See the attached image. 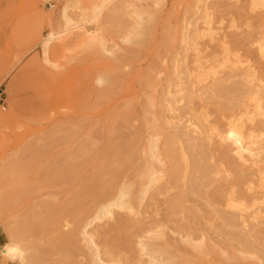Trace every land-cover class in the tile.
<instances>
[{"label":"rangeland","instance_id":"374dc122","mask_svg":"<svg viewBox=\"0 0 264 264\" xmlns=\"http://www.w3.org/2000/svg\"><path fill=\"white\" fill-rule=\"evenodd\" d=\"M106 1L102 2L107 5L104 6L105 8L102 3L95 7L99 8L101 5L103 7L99 8L97 13L92 11L94 8L92 5L85 6V3L81 4L83 2L71 0H0V90H4L3 97L6 101V106L0 107V264H30L28 261L22 263L18 257L11 259L4 256V250L14 245H20L28 256L34 255L36 248L45 250H41L44 252L41 255L44 259L43 264H98L93 259L96 250L100 258L109 261V264H264V241L262 242L261 235L253 231L241 233L229 227L223 228L222 232L214 233L216 235L214 239L221 243L211 242L214 245L210 250L203 248L205 245L189 246L181 243L180 224H183L184 214L179 213V210H182L179 208L176 210L180 214L178 216L174 205L170 204L177 191H172V195L168 197L162 195L154 201H151L150 197L155 191H162L159 189L165 190L170 186L167 184L171 177L169 167L163 166L166 168L163 171L162 164H155L159 167L156 170L162 169L164 172L155 173L156 176L158 175L157 181L161 178V182L154 181V185L151 183L152 188L149 186L151 193L148 190V193L143 194L149 183L145 175L149 157L145 137L146 111L151 110L150 104L153 101L156 104L162 101L154 94L167 90L170 83H173L175 70H185L184 60L188 63L189 70L194 73L199 66L196 64L197 67L193 62L198 57L206 56L204 58L206 62L202 60V63L199 62L200 65L204 64L207 67L209 61V64L211 60L212 63L217 62V69L220 70H216L220 75L229 74V71L230 74L240 73V67L246 65L252 67L255 63L257 65L258 59H264V5L258 4L259 0ZM85 10L89 11V16L85 15ZM66 17L69 20L66 21ZM47 40H49L48 46L45 49L44 42ZM244 40L247 41L245 48ZM239 56L243 57L242 61ZM244 56L255 57V60L246 59ZM230 59L233 62L232 60L229 62ZM250 60L253 62L251 63ZM226 61L229 63L227 64ZM234 61L237 62L236 65ZM243 61L245 62L242 66ZM231 63H234L233 66ZM193 66L194 72L191 70ZM211 66V64L207 68L202 66L206 70L199 68L198 71L201 74L206 71V75H211V72H214ZM253 68L248 69L253 72ZM207 69L210 73H207ZM194 74L193 78L198 80L200 74ZM182 76L186 78L183 73ZM208 77L210 78L207 75L206 78L209 79ZM148 78H152L154 93L152 89L148 91L145 87ZM159 78H162L161 82ZM196 79L195 82L193 79L194 83ZM241 79L237 77L230 79L232 80L230 82L227 80L225 85L221 84L219 90L223 99L217 100V104L211 103V106L204 100L209 98V92L200 91L198 94L200 86L197 83L194 85L196 87L184 83L189 88L191 86V90H195L197 95H194L191 103L187 100V103L185 101L181 103L182 107L184 106V109L181 107L182 113L186 116L183 120L192 119L193 123L201 126L196 121L193 111L201 114L210 112L214 115L217 107V112H222L211 117L214 119L211 125L216 128L217 125L215 126L214 123L218 125L221 123L222 127L219 126L223 130H230L229 127L232 126L228 131L230 133L225 130L220 132V128L215 131L216 133L212 132L216 139L214 136L213 139L210 132L204 145L200 143L207 146L203 148L207 152L213 147L214 152L212 150L210 152H216L215 155L219 153L217 156H220L226 147L230 156L235 155V158L232 156L233 159L238 158L235 161L231 157L230 159L235 163L238 161L241 165L239 169L236 168L237 165L232 167L230 159L224 156V153L221 158L215 159L220 169L226 168L223 166L225 164L230 168L226 175L224 172L221 173L222 169L218 175L216 168H213L215 174H212L211 179L213 182L215 180L216 184L217 181L220 183L222 179H227V175L232 174V171L230 173L232 168H234L233 173L237 169L236 172L239 174L235 173V177L232 174L228 183L232 184L236 181L239 186L242 185L240 180L244 176V171L247 170L245 175L250 179L257 174L261 176L254 170L263 168L251 157L253 147L255 146L256 149L259 145L253 139L244 140L247 143L251 141V144L240 143L243 142L242 135H239L240 130L244 129L247 122H251L255 116L264 112V104L260 102L257 107L263 105V110L261 108L259 111L252 110L257 112V115L254 113L252 117L250 113L249 115L243 113L244 110L237 99L242 95ZM230 86L232 88H228ZM222 88L225 90L223 91ZM207 101L211 102L210 99ZM169 102L172 101L168 100L165 104ZM192 103L199 105L193 106ZM202 103L206 105L203 108ZM231 105L238 106L239 109L235 108V110L241 109L242 112L239 111V114L237 111V116ZM228 109L230 112H227ZM187 111L190 116H187ZM224 113L227 117L232 114L234 121L231 117H224ZM261 114L258 117H261ZM121 116L124 117L123 119L129 117L128 123H125ZM245 119L248 120L242 122ZM237 120H241V123L246 122L244 127H241L242 124ZM235 122H239L240 126L238 123L235 127ZM217 131L219 134L222 133L220 137L217 136ZM225 133L228 135L222 136ZM117 134L119 135L116 136ZM205 134L204 132L203 135ZM222 137L226 140L223 141ZM234 137H238L236 138L238 141ZM233 139L237 141L238 146ZM226 141L227 144L224 143ZM213 143L221 144H218L221 146L219 150H217L218 146H212ZM262 144L264 145V141L260 146ZM243 146L245 149L241 148ZM246 146L249 148L248 152ZM261 147V151L264 150V146ZM112 152L116 154L112 156ZM239 153L243 155V160L239 159L241 156ZM263 154L264 151L260 152V156L263 157L261 165H264ZM102 155L107 157V160H102ZM218 160H226L228 163H219ZM203 162L206 160L202 159L200 165ZM243 162L249 164L244 166ZM208 164L209 161L201 168L204 169ZM254 166L257 168L255 169ZM198 167L199 164L197 167L191 166V179L188 182H195L192 180ZM180 170L179 175L183 178L185 166L181 165ZM162 176L166 178L163 177L162 180ZM257 176L255 191L260 189ZM144 178L147 179L146 186ZM164 180L167 182L165 183ZM111 185L115 189L114 192L110 191L112 198L108 201L101 194L109 191ZM245 188L249 192L247 186L241 188L242 192L246 191ZM131 190L135 196L130 195ZM122 192L126 194L125 197L122 196L123 199ZM252 193L253 191L250 194ZM93 194L98 196H95L97 199ZM258 195V203L264 205L262 201L264 196ZM119 197L121 200H132L129 198L133 197L134 203H131L130 207L134 205L135 209L132 210L129 206L109 207V204L118 201ZM158 202L161 204L158 205ZM192 203H186L184 207L191 210L194 207ZM263 205L258 206L264 208ZM103 207L108 211L102 213ZM167 207H172L173 210ZM165 208L168 209V214L173 211L177 215L170 214L171 217L174 215V218L172 217L174 224L170 222L171 217H167V212L163 211L166 210ZM50 209L52 212L49 211ZM164 215L166 218L163 217ZM52 217L53 220H59L57 225L51 220L48 223V219ZM27 218L32 220L35 230L30 237L22 241ZM177 220L179 221L174 222ZM148 221L152 222L143 227L142 223ZM161 221L168 231L163 228ZM156 226L159 227L156 231L163 228V232H155ZM84 227H87L86 234L83 233ZM151 228L153 231H149ZM175 228L177 230H174ZM57 234L66 237L64 244H54V237ZM168 239L174 242H169ZM106 249L112 250L114 255L107 257Z\"/></svg>","mask_w":264,"mask_h":264},{"label":"bare ground","instance_id":"6f19581e","mask_svg":"<svg viewBox=\"0 0 264 264\" xmlns=\"http://www.w3.org/2000/svg\"><path fill=\"white\" fill-rule=\"evenodd\" d=\"M71 1H73V2H83V3H81V4H84L85 3V6H86V4H89V5H92L94 8H93V10L92 11H98L99 10V8H101L102 7V5H103V7L104 6H107L106 4H105V2L104 3H102L104 0H71ZM107 1H109V0H107ZM106 1V2H107ZM257 1V0H256ZM100 3H102V5L99 7V8H95L96 6H98ZM81 4H79V5H81ZM258 4H261V5H264V0H259L258 1ZM76 5H78L77 3H76ZM88 6V5H87ZM251 6V5H250ZM102 7V8H103ZM81 8V11L83 10V8H82V6L80 7ZM79 8V9H80ZM88 8V7H87ZM101 8V9H102ZM105 8V7H104ZM89 9V8H88ZM87 9V10H88ZM95 9V10H94ZM243 9V8H242ZM87 10H85V15L86 16H89V11H87ZM65 11H67V10H65ZM86 11H87V13H86ZM95 12V13H96ZM230 12H232V11H230ZM236 12V11H235ZM84 13H81V15H84ZM94 13V14H95ZM98 13V12H97ZM227 13V12H226ZM214 15V14H213ZM255 15V14H254ZM66 16V15H65ZM251 16V15H250ZM84 17V16H83ZM224 17V16H223ZM85 18V17H84ZM87 18V17H86ZM85 18V19H86ZM67 17H66V21H67ZM213 19V18H212ZM69 20V19H68ZM68 22H70V21H68ZM223 25V24H222ZM206 27V26H205ZM253 28V27H252ZM200 30H201V28H200ZM207 30V29H206ZM224 30V29H223ZM220 31V30H219ZM228 31V30H227ZM234 31V30H233ZM208 32V31H207ZM216 32V31H215ZM208 36V35H207ZM224 36V35H223ZM197 37V36H196ZM210 37V36H209ZM232 38V37H231ZM203 39V38H202ZM209 40V39H208ZM48 41L49 40H47L46 42H44V48L46 49L47 48V46H48ZM239 41V40H238ZM242 41V40H241ZM244 43H243V45H244V48H245V45L247 44L246 42V40H244L243 41ZM210 43V42H209ZM237 43V42H236ZM238 43H240V42H238ZM257 43V42H256ZM242 45V46H243ZM205 46V45H204ZM250 48V47H249ZM242 49V48H241ZM244 50V49H243ZM248 52V51H247ZM256 53V52H255ZM264 54V53H263ZM194 55V54H193ZM224 55V54H223ZM235 55V54H234ZM243 56V55H242ZM241 56V57H242ZM246 56V55H245ZM244 56V58H246V59H248L247 57H245ZM206 57V56H205ZM204 56H201V58L200 57H198L197 58V60H195V62H193V63H195V65L198 67L197 69H195V70H197L196 72H194L195 70H193L194 69V66H193V68L191 69V70H193V72L194 73H197V74H200V75H202V76H198V80L196 79V78H193L194 76H195V74L194 73H192L190 70H189V67H188V63L184 60L183 62H185L184 63V68H185V70H184V72H181V71H183V70H181V71H176L175 70V72H174V76L172 77V81H173V83L171 84L170 83V85H169V87L167 88V90L166 91H162L160 88V90L161 91H159L158 92V94H154V95H158V98H160L162 101H161V103L160 104H156L155 103V101H153V103H155V104H153L151 101H149L148 100V102H151L152 104H150L151 105V110L150 111H146V120H145V126H146V141H147V149H148V152H149V157H148V160H147V164H148V167H145L146 168V178L148 179V186L147 187H145L146 189H145V193H143L144 195L146 194V193H148V192H150L151 193V190H149L150 189V187L152 188V186H151V183H153L154 181H157V177H158V175L156 176L155 175V173H159V172H163V171H165L164 169H166V168H164L163 166H167V167H169V169H170V172H171V177H170V179H169V183H167V184H170V186H168L165 190H164V188L163 189H159V190H162V191H158V192H156L155 191V193H153V194H151V201H154L155 199H157V198H159V197H161L162 195H165L166 197H168V196H171L172 194V191H177V193L174 195L175 197L173 198L172 197V199H171V201L172 202H170V204L173 206L174 205V210L176 211L177 209H181L182 208V210H179L180 212L179 213H181V214H184L183 215V217H182V223L183 224H180V228H181V230H182V235L180 236L181 237V243H185V244H189V246L190 245H196V246H200V245H205V246H203V248H206V249H211L212 248V246L214 245H212L211 244V242H214L215 244H220L221 242L220 241H218V242H220V243H218L215 239H214V236H216V235H214V233H218V231H221L222 232V229L223 228H227V227H229V228H231L232 230H234V231H238V232H245V231H253V232H255L257 235H261L262 236V242L264 241V208H261V207H259V206H262L261 205V202H259L258 203V198H259V195L258 194H262V196H264V190L262 191V189L261 188H263L264 189V165H261V163L263 164V162H261V161H263V157H261L260 156V152H262V151H264V150H262L261 151V146H264L263 144L260 146V144L264 141V112L262 113L261 111V113H259V115L261 114L262 116L261 117H258V116H255L254 118H253V120L251 121V122H247V125H245V127L243 126L244 124H246V122L245 123H241V120L239 121V120H237V121H239L242 125H241V127L243 126L244 127V129H242V130H240V132H241V134H239V135H242V140H243V142H240V141H242L241 139H240V143H244L245 142V144L247 143L246 141H244V140H246V139H253L254 141H255V143H257L259 146H257V148L255 149L254 147H253V149H252V147H251V149L253 150V154L251 153L252 152V150H251V157L253 158L252 160H254V161H256V162H258L259 163V165L260 166H263V168L261 167H259V169H256L257 167H255V169L256 170H254V172H257V173H260L261 174V176H259L258 174V180L260 181V185L258 186V187H260V189L258 188V190L256 189V191H255V188H254V185H256L257 184V181H256V183H255V177L256 176H254L253 178H250V179H247V176L245 175V172L247 171H244L243 173H244V176L241 178V183H242V187L241 186H239L237 183H236V181H235V183H232V184H229L228 182H229V177L230 176H232V174L234 175L233 177H235L237 174H239V173H237L236 171H237V169H239L240 167H241V165H239L238 164V161H237V163H235V162H233L232 160H236V159H238L237 157H236V159H233L232 158V156H233V154L230 156V152H228V151H226V147H224L225 149H223L222 150V154L224 155V156H226L228 159H230V157L232 158V160L230 159L229 161L232 163V167L234 166V165H237L238 167H236L237 169H235V173H236V175H235V173H233L234 171V168H232L231 170H230V173H231V171H232V174H230V175H227V179H225V180H223L222 179V177H221V179H222V181H224V182H222V184H221V182L219 183V181H217V184H216V182H215V180H214V182H215V184H214V182H213V180L211 179L212 178V174H215V172L213 171V168H216V170H217V174L219 175V173H220V170L222 169H220L219 168V166L217 165V163H216V160L215 159H217V158H221L220 156H223L222 154L220 155V156H217V155H219V153H218V151L217 150H219V147H221V146H218V144H220V143H218L217 145H216V143H213L212 144V146H218V149L216 150V148H215V150L217 151V155H215L216 154V152L215 153H213L214 152V150H212V149H214L213 147H212V149H210L208 152L207 151H205L206 149H203L204 147H206L207 148V146H203L204 145V143L206 142V140L208 139V134H210V132L212 133V132H214V133H216L215 131L218 129H220L222 126H221V123L218 125V124H216V123H214L215 124V126L217 125L219 128H217V126H216V128L214 127V126H212L211 125V123L212 122H214L213 120V118H211V117H215L214 115H216L218 112H217V107L215 108V113L216 114H214L213 115V113H207V114H201V113H198V112H196V111H193V115H194V117H195V119H196V121L201 125V126H199L198 124H196V123H193L192 122V119H188L189 121H185V120H183L184 119V117H186V116H184L185 114H183L182 113V108L184 107H182V105H181V103H184V101L186 102V100L188 101V102H190L191 103V101H192V99L195 97L194 95L196 94V92H195V90H191L192 88H191V86H190V88L188 87V85H184V83H190L191 85H196V83L198 84V86H200L201 87V89H200V87L198 88L199 90V93L198 94H200V91L201 92H203V93H205V92H209V98L208 99H210L211 100V102L210 101H207L208 99H204V100H206V103H208V104H210V106H211V103L213 104V103H216V101L217 100H219L221 97H220V95H221V91L219 90V87H220V85L222 84H224L225 85V83L227 82V80L230 82V81H232V80H230V79H233V78H237V77H241L242 79V84H243V87H242V95H239L238 97L239 98H237L239 101H240V106L243 108L242 110H244L243 111V113H246L245 115H249V113L251 114V116H252V114H258L257 112H253V111H255V110H258L259 111V108H261L262 110H263V108H262V106L261 107H257V106H259V104H264V59L262 58H260V59H258V62H257V65H256V63L255 64H253V66L254 65H256L254 68H253V66L251 67V66H244V67H240L241 68V72L239 73L237 70H235V71H237L238 73H235V74H230V71H229V74H226L225 75V73L223 74L222 73V75H220V72H218L219 70L217 69V65H216V63L217 62H215V63H212V60H211V68L214 70V72H211L212 74L210 75V74H207L208 76H210V78L209 79H207L206 78V71L205 72H203V70H206V69H204L203 67H206V65L204 66V64L202 65H200V63H202V60L204 61V58H205ZM207 57H210V56H207ZM240 57V56H239ZM241 57H240V60L242 61L243 60V57H242V59H241ZM203 58V59H202ZM213 58V57H212ZM236 58H238V56L236 57ZM254 60H255V57H252ZM252 58H249V59H252ZM206 59H208V58H206ZM210 59V58H209ZM187 60V59H186ZM231 60L232 59H230V60H228L229 62H231ZM245 60V59H244ZM240 61V62H241ZM248 61V60H247ZM200 62V63H199ZM204 62H206V61H204ZM210 62V61H209ZM209 62L207 63L209 66H210V64H209ZM214 62V61H213ZM227 62V61H226ZM229 62H227V64L229 63ZM232 62H233V60H232ZM235 62V61H234ZM239 62V61H238ZM245 61H243L242 62V66H243V63H244ZM249 62V61H248ZM250 62L252 63L253 62V60L251 61L250 60ZM256 62V61H255ZM236 63L237 62H235V64L234 65H236ZM191 64V63H190ZM233 64L231 63V65L233 66ZM158 65V64H157ZM194 65V64H193ZM207 65V67H209ZM223 65H224V63H223ZM222 65V66H223ZM249 65V64H248ZM252 65V64H251ZM182 66V65H181ZM196 66H195V68H196ZM203 66V67H202ZM218 66H220V65H218ZM226 66V65H225ZM225 66H224V68L223 69H225ZM230 66V65H229ZM231 66V67H232ZM239 66H240V64H238V69H240L239 68ZM180 67V66H179ZM206 67V68H207ZM156 68V67H155ZM199 68H202V69H200V70H202V72H203V74L205 73V75L206 76H204L203 74H201L200 73V71H198V69ZM210 68V69H211ZM248 68H250L251 70H252V68H253V72H251L250 71V69H248ZM209 69V68H208ZM207 69V73H210V72H208L209 70ZM218 71H217V70ZM229 69V68H228ZM152 70H154V69H152ZM223 71H225V70H223ZM199 72V73H198ZM231 72H233V71H231ZM182 73L184 74V76H186V78H184L183 76H182ZM194 74V75H193ZM196 74V75H197ZM161 76V75H160ZM151 77H153V76H151ZM160 79H162V78H159V80ZM171 79V78H170ZM169 79V80H170ZM193 79H194V82H195V79L198 81H196V83H194L193 82ZM156 80V79H155ZM154 80V81H155ZM166 80V79H165ZM157 81V80H156ZM160 82H161V80H160ZM163 82V81H162ZM238 83V82H237ZM234 84H236V83H233V85ZM239 84V83H238ZM221 85V86H222ZM232 85V86H233ZM145 87L148 89V91H149V89L151 90L152 89V92H153V86H152V78H148L146 81H145ZM194 87H196V86H194ZM237 87V86H236ZM228 88H232L231 86L230 87H228ZM158 89V88H157ZM194 89V88H193ZM223 89V88H222ZM221 89V90H222ZM234 89V88H233ZM225 89H223V91H224ZM232 90V89H231ZM238 90H240V89H238ZM155 91H156V89H155ZM196 91H197V88H196ZM157 92V91H156ZM228 92V91H227ZM230 92V91H229ZM235 92H236V90H235ZM154 93V92H153ZM162 95H161V94ZM234 93V92H233ZM197 95V94H196ZM204 95V94H203ZM202 95V96H203ZM228 95V94H227ZM191 96H193L191 99H190V97ZM201 96V95H200ZM199 96V97H200ZM226 96V95H225ZM156 97V96H155ZM237 97V96H236ZM157 98V97H156ZM155 98V99H156ZM196 98H197V96H196ZM225 98V100H228V99H226V97H224ZM189 99V100H188ZM221 99H223V98H221ZM159 100V99H158ZM157 100V101H158ZM168 100H171L172 102H169V103H166L165 104V102H167ZM230 100H232V99H230ZM221 101V100H220ZM224 101V100H223ZM229 101V100H228ZM141 102V101H140ZM147 102V103H148ZM163 102V103H162ZM194 102V101H193ZM197 102H198V99H197ZM202 102H203V100H202ZM218 102V101H217ZM235 102H236V100H235ZM261 102V103H260ZM187 103V102H186ZM200 103V102H199ZM204 103H205V101H204ZM204 103H202L201 104V107L203 108L204 106H206V105H204ZM197 104V103H196ZM195 104V105H196ZM217 104V103H216ZM216 104H215V106H216ZM220 104V103H219ZM218 104V105H219ZM224 104V103H223ZM126 105V104H125ZM192 105L193 106H195L193 103H192ZM197 105H199V104H197ZM225 105V104H224ZM227 105V104H226ZM225 105V106H226ZM121 106V105H120ZM147 106H149V105H147ZM192 106V107H193ZM209 106V107H210ZM214 106V107H215ZM223 106V105H222ZM119 107V106H118ZM128 107V106H127ZM182 107V108H181ZM198 107V106H197ZM208 107V106H207ZM234 107V106H233ZM232 107V105H231V108H233ZM238 107V106H237ZM237 107H234V110H235V108H237ZM199 108V107H198ZM206 108V107H205ZM211 108V107H210ZM219 108V107H218ZM228 108V107H227ZM230 108V107H229ZM231 108H230V110H231ZM130 109V108H129ZM149 109H150V107H149ZM184 109V108H183ZM207 109V108H206ZM225 109V108H224ZM237 109H239V108H237ZM147 110H148V107H147ZM199 110V109H198ZM202 110V109H201ZM204 110V109H203ZM202 110V111H203ZM212 110H213V108H212ZM212 110H211V112H212ZM221 110H222V108H221ZM233 110V111H234ZM253 110V111H252ZM207 112H208V109L206 110ZM224 111V110H223ZM232 111V110H231ZM236 111V110H235ZM238 111V110H237ZM237 111H236V113L235 112H233V113H235L236 115H237ZM239 111H241V109L239 110ZM238 111V113L240 114V112ZM264 111V110H263ZM201 112V111H200ZM222 112V111H221ZM221 112H219L218 113V115L221 113ZM227 112H230L229 111V109H228V111ZM242 112V111H241ZM180 113H182L181 115H180ZM186 113V112H185ZM189 112L187 111V114H188ZM226 113V112H225ZM224 113V114H225ZM190 114V113H189ZM187 115V116H190V115ZM223 114V115H224ZM227 114V113H226ZM224 115V117L226 116L227 117V115ZM235 114H233V117H235L236 115ZM254 114V115H255ZM209 115H211V116H209ZM213 115V116H212ZM230 115V114H229ZM235 115V116H234ZM244 115V116H245ZM120 116V115H119ZM238 116V115H237ZM240 116V115H239ZM250 116V117H251ZM123 116H121V118H122ZM210 117V118H209ZM219 117V116H218ZM229 117H231V120H233V118H232V114L229 116ZM229 117H227V118H229ZM248 117V116H247ZM247 117H245V118H247ZM253 117V116H252ZM251 117V118H252ZM124 118V117H123ZM122 118V120H125V123H128L127 121H129L128 119H129V117H128V119H127V117L125 118V119H123ZM236 118V117H235ZM240 118V117H239ZM249 118V117H248ZM250 118V119H251ZM185 119H187V118H185ZM210 119H212V121L210 120ZM222 120H223V117L221 118ZM131 120V119H130ZM191 120V121H190ZM221 120V121H222ZM229 121H230V119H228ZM246 120H248V119H245V120H243L242 122H244V121H246ZM216 121V120H215ZM234 121V120H233ZM232 121V122H233ZM131 122V121H130ZM218 122V121H217ZM238 122V123H239ZM120 123H122V121L120 120ZM224 123H226L225 121H224ZM223 122H222V124H224ZM238 123H234V126H235V124L237 125ZM240 123H239V126H240ZM213 124V123H212ZM122 125V124H121ZM129 125V124H128ZM225 125H227V124H225ZM229 125V124H228ZM118 126H119V124H118ZM118 126H116V128L118 127ZM123 126V125H122ZM230 126V125H229ZM239 126H237V127H239ZM125 127H127V126H125ZM236 127V126H235ZM120 128H121V126H120ZM123 129H124V127H122ZM121 128V129H122ZM225 128V127H224ZM231 128H232V126H231ZM231 128L229 127V129L231 130ZM234 128V127H233ZM120 129V131H122ZM227 129H228V127H227ZM236 129V128H235ZM239 129H240V127H239ZM117 130V129H116ZM118 130H119V128H118ZM225 130V129H224ZM222 128L220 129V132L221 131H224ZM230 130H225V131H227V133H230V132H228V131H230ZM237 131H238V133H239V130L238 129H236ZM236 130H235V132H236ZM113 131V130H112ZM111 131V132H112ZM233 131V130H232ZM117 132V131H116ZM204 132L206 133L205 135H203L204 134ZM218 132V131H217ZM124 133V132H123ZM214 133H212V137L214 136ZM224 133V132H223ZM232 133V132H231ZM233 133H234V131H233ZM232 133V135H234V134H236V133H234L233 134ZM112 134H113V132H112ZM115 134V133H114ZM222 133H220L219 134V132H218V135L217 136H219V135H221ZM119 134H117L116 136H118ZM216 135V134H215ZM224 135H226V133L225 134H223L222 136H224ZM228 135V134H227ZM226 135V136H227ZM229 136H230V134H229ZM237 136V135H236ZM215 137V136H214ZM214 137H213V139H214ZM220 137V136H219ZM225 137V136H224ZM224 137H222L223 138V141H225L224 140ZM114 138V137H113ZM221 138V139H222ZM232 138H233V136H232ZM235 138V137H234ZM236 138H238V137H236ZM235 138V139H236ZM215 139H216V137H215ZM161 140H163L161 143H160V141ZM218 141H219V139H217ZM232 140V139H231ZM234 140V139H233ZM237 140V139H236ZM236 140H234V142H236L235 144H237V141ZM221 141V140H220ZM223 141H222V143H223ZM202 142V144H200ZM215 142H217V141H215ZM238 142V143H239ZM251 142V141H250ZM247 143V144H251V143ZM224 143H228L227 141L226 142H224ZM253 143V142H252ZM254 143V144H255ZM132 144V143H131ZM226 144H224V145H226ZM235 144H234V146H235ZM221 145V144H220ZM224 145H222V147L224 146ZM229 145H231V142H230V144ZM233 145V144H232ZM227 146V145H226ZM237 146H238V144H237ZM241 146V145H240ZM249 146V145H248ZM209 147V146H208ZM229 147V146H228ZM231 147V146H230ZM245 146H243V147H241V148H244ZM260 149H259V148ZM131 148V147H130ZM211 148V147H210ZM239 148V147H238ZM240 148V149H241ZM246 148H247V146H246ZM109 149V148H108ZM107 149V150H108ZM120 149V148H119ZM221 149V148H220ZM228 149V148H227ZM230 149V148H229ZM233 149V148H232ZM235 149H236V147H235ZM245 149V148H244ZM248 149L249 148H247V152H248ZM115 150V149H114ZM213 151V152H210V151ZM236 150H238V149H236ZM260 150V151H259ZM225 151V152H224ZM230 151V150H229ZM233 151V150H232ZM132 152V151H131ZM234 152L236 153V151L234 150ZM233 152V153H234ZM243 153L244 151H240V153ZM246 152V155L248 154ZM239 153V155H241ZM245 153V152H244ZM243 153V154H244ZM103 154V153H102ZM114 154H116L115 152H114ZM113 154V152H112V156L114 155ZM131 154V153H130ZM237 154V153H236ZM108 155V154H107ZM207 157H206V156ZM215 156H217V157H215ZM243 155H241L240 156V158L239 159H241V160H243L242 157ZM263 156H264V154H263ZM101 157V156H100ZM234 158H235V155L233 156ZM102 160H107V157H105L104 155H102ZM250 158V157H249ZM130 159V157L128 158V160ZM206 160V162L208 163V161H209V164L207 165V166H204V169H202L201 167H202V165H204V164H206V162H203L202 163V165H200L201 164V160ZM223 159H226V158H223ZM222 159V160H223ZM167 160V161H166ZM220 160V159H219ZM218 160V161H219ZM219 161V163L220 162H227L228 163V161H226V160H224V161ZM249 159H248V157H247V161H248ZM110 161V160H109ZM115 162V161H114ZM242 162V161H241ZM111 163V162H110ZM162 164V167H163V171H162V169H160V170H156V169H159V167H157L155 164ZM225 163H223V164H225ZM244 163V164H243ZM243 163H241V164H243L244 166H245V164L246 165H248L249 163H245V162H243ZM254 163V162H253ZM252 163V164H253ZM257 163V164H258ZM199 164V167H198V170L196 171V173H194L195 174V177L193 178L194 180H192V181H195V182H191V181H189L188 182V180L189 179H191V172H190V168H191V166L193 165H196V167H197V165ZM256 164V163H255ZM181 165H184L185 166V168H186V171H185V174H184V176H183V178H181L180 177V172H181V170H180V168H181ZM220 165H222V164H220ZM157 168H156V167ZM223 166H225L226 168H224L223 167V169H222V171H221V173L222 172H224L225 173V175L226 174H228V171H229V167L227 168V166H226V164L225 165H223ZM249 166H251V163H250V165ZM248 166V167H249ZM256 166H258V165H256ZM154 167H155V170H154ZM221 167V166H220ZM161 168V167H160ZM195 168V167H194ZM199 168H201L200 170H199ZM248 169V168H247ZM252 169H254L253 167H252ZM251 169V170H252ZM179 170H180V172H179ZM194 170V169H193ZM193 170H191V171H193ZM241 170H243L242 168H241ZM155 171H157V172H155ZM184 171V170H183ZM260 171V172H259ZM189 172H190V174H189ZM240 172V171H239ZM145 173V172H144ZM164 173V172H163ZM168 174V173H167ZM248 174V173H247ZM121 176V175H120ZM241 176V175H240ZM249 177L251 176V175H248ZM156 177V178H155ZM163 177L164 176H162V180H163ZM232 177V178H233ZM238 177V176H237ZM166 177H164V179H165ZM147 179H145L144 178V182H145V186H146V180ZM161 179V178H160ZM159 179V180H160ZM236 179V178H235ZM240 178L238 177V179L237 180H239ZM158 180V181H159ZM211 180V181H210ZM157 181V182H158ZM160 182H161V180H160ZM164 182L166 183L167 181L166 180H164ZM163 182V183H164ZM162 183V184H163ZM155 183H153V185H154ZM220 184V185H219ZM240 184V183H239ZM112 185H114V184H112ZM112 185L110 186L111 188L109 189V191H106L104 194H101V196L102 197H106L107 199H108V201H110L111 199L110 198H112V193L111 192H114V190L113 189H115L114 187L112 188ZM125 185V184H124ZM165 185V184H164ZM164 185H163V187H164ZM238 185V186H237ZM114 186H116V185H114ZM150 186V187H149ZM245 186H247V188H248V190H249V192H247V190H246V188H245V192H242V189L241 188H244ZM128 187V186H127ZM154 187V186H153ZM159 187V186H158ZM239 187H241V188H239ZM130 188V187H129ZM112 189V190H111ZM154 189V188H153ZM152 189V190H153ZM149 190V191H148ZM262 191V192H260V191ZM111 191V192H110ZM128 191V190H127ZM148 191V192H147ZM154 191V190H153ZM152 191V192H153ZM251 191H253V193L252 194H250L251 193ZM257 191H259V192H257ZM99 195H100V193H98ZM129 194V193H128ZM132 194V196L134 195L133 194V192H132V190H131V192H130V195ZM171 194V195H170ZM150 195V194H149ZM93 196H94V198H96V197H98V196H96L95 194H93ZM96 196V197H95ZM101 196H100V198H101ZM122 196L123 197H125L126 196V194L124 193V192H122L121 193V198H122ZM135 196V195H134ZM142 196V195H141ZM261 196V195H260ZM92 197V196H91ZM143 197V196H142ZM149 197V198H150ZM258 197V198H257ZM120 198V197H119ZM118 198V201L116 200V202L115 203H112V204H109V207H111V206H119V207H123V208H125V207H127V206H129L130 207V204L131 203H134L133 202V197H130L129 199H132V200H121V198L119 199ZM97 199V198H96ZM95 199V200H96ZM102 199V198H101ZM123 199V198H122ZM125 199V198H124ZM146 199V198H145ZM261 199V198H260ZM264 199V197H262V201H264L263 200ZM167 200V199H166ZM168 201V200H167ZM255 201H257V202H255ZM101 202V201H100ZM139 202V201H138ZM194 203V207L193 208H191V210H189L190 208H187V207H184V204H186V203ZM249 202H251L250 204H249ZM252 202H254V203H252ZM173 203V204H172ZM192 203V204H193ZM258 203V205H256V204ZM264 203V202H263ZM140 204V203H139ZM148 204V203H147ZM161 203L160 202H158V205H160ZM169 204V205H170ZM142 205V204H141ZM170 205V206H171ZM132 206V205H131ZM147 206H149V204L147 205ZM258 206V207H257ZM163 207V206H162ZM184 207V208H183ZM263 207H264V205H263ZM131 208V207H130ZM132 208H134V205H133V207ZM131 208V209H132ZM167 208H169V207H167ZM167 208H165L166 210H163L164 212L166 211L167 212ZM171 208V210H173L172 209V207H170ZM169 208V209H170ZM186 208V209H185ZM49 209V208H48ZM135 209V208H134ZM133 210V209H132ZM131 210V211H132ZM171 210H169V211H171ZM184 210V211H183ZM185 210H186V212H185ZM50 212H52V209H50L49 210ZM103 211H108V209L105 207H103L102 208V213H104ZM162 211V212H163ZM189 211V212H188ZM147 212H148V210H147ZM146 212V213H147ZM153 212V211H152ZM154 213V212H153ZM176 213H177V215L179 216L180 214L178 213V211H176ZM166 214V213H165ZM170 214H174V215H176L175 213H173V211H172V213H169L168 214V212H167V217L169 216V217H171V215ZM186 214H188V215H186ZM155 215V214H154ZM173 215V216H174ZM176 215V216H177ZM157 216V215H156ZM166 215H164L163 217L164 218H166L165 217ZM172 216V217H173ZM35 217V216H34ZM172 217H171V223L172 224H174L173 223V219H172ZM30 218V217H29ZM37 218V217H36ZM159 218H161V217H159ZM174 218V217H173ZM46 219V218H45ZM146 219V218H145ZM43 220V219H42ZM52 221L53 222V224H58V222H59V220L58 219H56V220H53V217L52 218H50V219H48V223H49V221ZM153 220V219H152ZM179 220H181V219H179ZM179 220H177V221H174V222H178ZM121 221V220H120ZM158 221V220H157ZM160 221V220H159ZM151 223L152 221H148V222H143L142 223V226L143 227H146L145 225L147 224V223ZM164 222H165V220H164ZM168 222V221H167ZM181 222V221H180ZM39 223V222H38ZM120 223V222H119ZM156 222H154V224H155ZM158 223V222H157ZM163 223V221H161V224ZM166 223V222H165ZM52 224V225H53ZM123 224H124V222H123ZM158 224H160V223H158ZM158 224H156V225H158ZM33 225H34V223L32 222V220H28V218H27V220L25 221V223H24V232H25V234H24V232L23 233H21V236H22V234H24V237L23 238H21V240L23 241V240H26V238L27 237H30V235L32 234V233H34L33 232V230H35V228H33ZM40 225H42V224H40ZM162 225H164L163 226V228H165V224H162ZM178 225H179V223H178ZM178 225H176V227L178 226ZM46 226V225H45ZM159 226H161V225H159ZM109 227V226H108ZM112 227V226H111ZM115 227V226H114ZM169 227V226H168ZM168 227H167V229H168ZM33 228V229H32ZM87 229V227H84V231H83V233H85L86 234V232L85 231H87L86 229ZM157 228H159V227H155V232H161L162 230H163V228H161V230L159 229L158 231H156V229ZM172 228V227H171ZM179 228V229H180ZM248 229V230H245V229ZM113 229V228H112ZM148 229V228H147ZM146 228H145V230H147ZM144 230V231H145ZM165 230H166V228H165ZM164 230V231H165ZM172 230V229H171ZM174 230H177L176 228L174 229ZM32 231V232H31ZM107 231V230H106ZM149 231H153L152 230V228H151V230H149ZM166 231H168V230H166ZM165 231V232H166ZM179 231V230H178ZM178 231H177V233H178ZM228 231V230H227ZM19 232V231H18ZM137 232V231H136ZM163 232V231H162ZM173 232V231H172ZM180 232V231H179ZM221 232H219V234L221 233ZM100 233V232H99ZM106 233V232H105ZM149 233H153L154 234V232H149ZM169 233H171V231L169 232ZM236 233V232H235ZM159 234V233H158ZM163 235L164 234H166V233H162ZM173 234V233H172ZM174 234L176 235V233L174 232ZM218 234V235H219ZM223 234V233H222ZM221 234V235H222ZM162 235V236H163ZM167 235V234H166ZM169 235V234H168ZM167 235V236H168ZM178 235V234H177ZM17 236H18V234H17ZM85 236V235H84ZM87 236V235H86ZM85 236V237H86ZM167 236H164V237H167ZM89 237V236H88ZM219 237H220V235H219ZM16 238V237H15ZM20 238V237H19ZM168 238V237H167ZM86 239V238H85ZM171 239V238H170ZM172 240V239H171ZM171 240H169L168 239V241L169 242H172ZM65 241H66V237L64 236V235H59V234H57L55 237H54V244L55 245H59V244H64L65 243ZM176 241V240H175ZM173 242H174V240H173ZM172 242V243H173ZM200 242V243H199ZM204 242L206 243V244H204ZM168 242H166V244H167ZM176 243V242H175ZM178 243V242H177ZM180 243V244H181ZM226 243V242H225ZM229 243V242H228ZM264 243V242H263ZM168 245V244H167ZM182 245V244H181ZM180 245V246H181ZM52 246V245H51ZM201 246V247H202ZM193 247H195V246H193ZM214 248H215V246H214ZM40 248H36L35 249V253H33L34 255H32V256H28L27 254H25L26 253V251H25V249L23 250V248H21L20 247V245H14V246H11V247H8V248H6L5 250H4V256H6V257H9V258H14V257H18L19 258V260L22 262V263H25V261H26V263H32V264H43V262H44V259H42L41 258V255H43L44 254V252H42V251H45V250H43V249H40ZM127 249V248H126ZM181 249V248H180ZM179 249V250H180ZM42 250V251H41ZM209 250H208V252H209ZM49 251V250H48ZM125 251V250H124ZM143 251V250H142ZM45 254H46V252H45ZM128 254V253H127ZM223 254H225V253H223ZM27 255V256H26ZM105 255L107 256V257H112L114 254H113V251L112 250H110V249H106V251H105ZM148 258V257H147ZM217 258V257H216ZM93 259H95L96 260V262L98 263V264H109L110 262L109 261H106V260H104V259H101L100 258V256H99V252H98V250H96V252H95V255H94V257H93ZM137 259V258H136ZM159 260V259H158ZM259 260V259H258ZM28 261V262H27ZM156 261V260H155ZM163 261V260H162ZM130 262V261H129Z\"/></svg>","mask_w":264,"mask_h":264},{"label":"built area","instance_id":"2783aa9c","mask_svg":"<svg viewBox=\"0 0 264 264\" xmlns=\"http://www.w3.org/2000/svg\"><path fill=\"white\" fill-rule=\"evenodd\" d=\"M4 106L3 92L0 90V107Z\"/></svg>","mask_w":264,"mask_h":264},{"label":"crops","instance_id":"0c3cea01","mask_svg":"<svg viewBox=\"0 0 264 264\" xmlns=\"http://www.w3.org/2000/svg\"><path fill=\"white\" fill-rule=\"evenodd\" d=\"M2 92H3V96H4V95H5L4 90H2ZM3 99H4V97H3ZM4 106H6V101H5V99H4Z\"/></svg>","mask_w":264,"mask_h":264}]
</instances>
